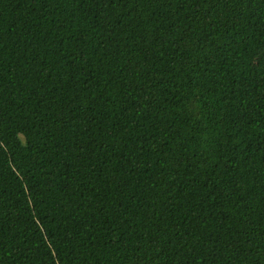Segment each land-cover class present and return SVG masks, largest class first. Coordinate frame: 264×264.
I'll use <instances>...</instances> for the list:
<instances>
[{"label": "trees", "instance_id": "obj_1", "mask_svg": "<svg viewBox=\"0 0 264 264\" xmlns=\"http://www.w3.org/2000/svg\"><path fill=\"white\" fill-rule=\"evenodd\" d=\"M0 264H264V0H0Z\"/></svg>", "mask_w": 264, "mask_h": 264}]
</instances>
